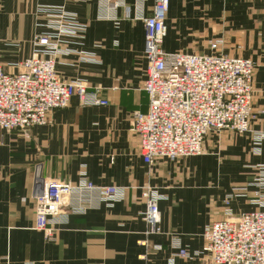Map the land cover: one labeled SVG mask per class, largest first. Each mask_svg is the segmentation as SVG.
I'll use <instances>...</instances> for the list:
<instances>
[{
	"label": "crops",
	"instance_id": "crops-1",
	"mask_svg": "<svg viewBox=\"0 0 264 264\" xmlns=\"http://www.w3.org/2000/svg\"><path fill=\"white\" fill-rule=\"evenodd\" d=\"M137 1L114 8L106 0H0V66L17 72L45 31L42 6H64L86 30L83 39L61 46L57 73L108 101L82 106L74 97L44 126L25 133L0 130V264H213L203 250L204 229L223 219L231 188L254 179L264 157L251 154L248 136L235 135L225 160L144 163L132 131L134 112L149 109L146 30L135 19ZM153 4L145 3L146 16ZM166 25V52L210 54V44L220 40L222 54L251 59L254 111H264V0H169ZM263 118L253 121V130H264ZM83 176L97 186L125 188V200L69 213L48 240L35 229L36 179L77 183ZM144 188L162 196L161 234L146 235ZM232 209L237 215L254 207L239 196ZM180 249L191 257L178 256Z\"/></svg>",
	"mask_w": 264,
	"mask_h": 264
},
{
	"label": "built area",
	"instance_id": "built-area-1",
	"mask_svg": "<svg viewBox=\"0 0 264 264\" xmlns=\"http://www.w3.org/2000/svg\"><path fill=\"white\" fill-rule=\"evenodd\" d=\"M112 2L106 0L114 8L126 6V0ZM137 2L135 19L146 30L144 91L149 109L134 112L132 131L138 136L144 163L152 167L160 159L177 162L201 156L205 139L222 131L251 135L254 155L264 157V132L252 130L253 121L264 117V111H254L255 64L222 54L221 41L210 44V54L164 51L169 0H154L151 16L144 14L147 0ZM41 10L45 31L36 36L33 54L19 64L17 72L0 66V130L5 132L25 133L46 125L51 112L67 108L74 97L82 106L108 105L99 92L90 91L82 81L62 79L56 70L61 46L68 39H83L86 26L64 6H42ZM143 190L146 235L161 234L162 196L151 188ZM239 196L248 197L254 210L236 215L232 202ZM125 198V188L97 186L85 176L77 183L39 177L34 188L35 229L51 240L69 213L85 214ZM202 235L203 250L213 264H264V163L252 181L231 188L224 199L223 219L208 225ZM178 256L191 257L182 249Z\"/></svg>",
	"mask_w": 264,
	"mask_h": 264
},
{
	"label": "rangeland",
	"instance_id": "rangeland-1",
	"mask_svg": "<svg viewBox=\"0 0 264 264\" xmlns=\"http://www.w3.org/2000/svg\"><path fill=\"white\" fill-rule=\"evenodd\" d=\"M220 41V40H218ZM241 58V57H240ZM251 60V59H249ZM252 61V60H251ZM253 62V61H252ZM254 63V62H253ZM255 64V63H254ZM255 72H256V64H255V71H254V80H255ZM260 118H263V117H260ZM264 119V118H263ZM253 130V129H252ZM254 131H257V130H254ZM258 131H262L264 132V130H258ZM248 136L249 137V140H250V150H251V154L253 156H256L254 155L253 153V148L254 146L252 145V140H251V135L249 134H239V133H236V132H232V131H222V132H212L206 139H205V143H204V151H203V155L201 156H212V158H217L218 159H224V155H223V152H225L226 150V144L227 143H231L233 142L231 140V137H234V136ZM225 136H227L226 138H224ZM213 137V138H212ZM215 137V138H214ZM210 138V143L207 144V140ZM225 139V140H224ZM235 157V156H233ZM183 159H186V158H183ZM181 159V160H183ZM225 160V159H224ZM223 160V161H224ZM180 161V160H179ZM177 161V162H179ZM222 161V162H223ZM155 165V164H154ZM253 180V179H252ZM251 180V181H252ZM243 182V181H242ZM248 181L244 182V183H247ZM237 183V182H236ZM240 183V182H239ZM237 185V184H236ZM222 216H223V213H222Z\"/></svg>",
	"mask_w": 264,
	"mask_h": 264
}]
</instances>
